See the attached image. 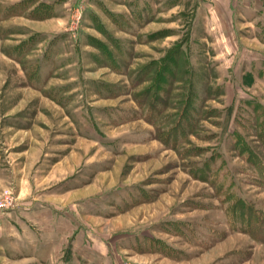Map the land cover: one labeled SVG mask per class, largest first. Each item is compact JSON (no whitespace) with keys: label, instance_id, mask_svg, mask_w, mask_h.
I'll return each mask as SVG.
<instances>
[{"label":"rangeland","instance_id":"1","mask_svg":"<svg viewBox=\"0 0 264 264\" xmlns=\"http://www.w3.org/2000/svg\"><path fill=\"white\" fill-rule=\"evenodd\" d=\"M261 119L264 0H0V264H264Z\"/></svg>","mask_w":264,"mask_h":264},{"label":"trees","instance_id":"2","mask_svg":"<svg viewBox=\"0 0 264 264\" xmlns=\"http://www.w3.org/2000/svg\"><path fill=\"white\" fill-rule=\"evenodd\" d=\"M258 106H256V108H257ZM256 108H254V109H256ZM256 123V122H255ZM254 123V124H255ZM257 123L259 124V129H257L256 130V132H257V135H258V137L259 138H261V141H262V145L264 146V119H261L260 121H257ZM254 132H255V130H254ZM239 140H240V142H239V144H238V146H240L241 147V149L238 151L239 152V154H241V156H244V154H243V148L245 147V146H247V144L245 143V141L243 140V137L241 138H239ZM245 143V144H244ZM251 150H249V152H250ZM248 162H251V164L253 163V165L254 166H257V168L259 169V170H261L262 172H264V158H262V157H259V156H255L254 154H252V152H251V154L249 155V158H248ZM248 206V205H247ZM250 207L251 206H248V207H245L246 209L244 210V213H246V210H247V213H248V210L250 209ZM249 214H250V212H249Z\"/></svg>","mask_w":264,"mask_h":264},{"label":"built area","instance_id":"3","mask_svg":"<svg viewBox=\"0 0 264 264\" xmlns=\"http://www.w3.org/2000/svg\"><path fill=\"white\" fill-rule=\"evenodd\" d=\"M17 197L14 194V191L10 188L4 189L0 193V226H1V214L6 211H10L16 207Z\"/></svg>","mask_w":264,"mask_h":264},{"label":"crops","instance_id":"4","mask_svg":"<svg viewBox=\"0 0 264 264\" xmlns=\"http://www.w3.org/2000/svg\"><path fill=\"white\" fill-rule=\"evenodd\" d=\"M3 221H4V219H3Z\"/></svg>","mask_w":264,"mask_h":264}]
</instances>
